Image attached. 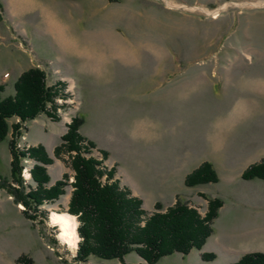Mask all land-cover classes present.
Returning <instances> with one entry per match:
<instances>
[{"label": "rangeland", "instance_id": "374dc122", "mask_svg": "<svg viewBox=\"0 0 264 264\" xmlns=\"http://www.w3.org/2000/svg\"><path fill=\"white\" fill-rule=\"evenodd\" d=\"M30 1L15 11L10 0H0V84L7 86L3 97L14 94V83L31 68L45 72L57 96L44 113L22 125L20 134L14 131L20 120H9L12 128L0 144V264H19L21 256L34 264H120L94 257L78 261L80 236L76 248L59 240L50 215L68 213L71 185L58 200L42 206L48 216L36 220L26 218L13 192L36 188V161L29 150L40 146L53 160L46 166L49 187L64 175L74 182L68 153L58 157L55 152L75 119L83 120L79 134L95 145L91 157L104 161L107 153L105 166L116 168L121 184L143 200L146 210L150 200L165 201L174 185V204L181 198L201 215L208 210L207 199L241 207L238 214L224 212L217 228L237 215L257 219L254 195L264 198V186L230 179L228 169L245 166L241 154L232 157L231 165L217 164L218 170L211 163L218 183L188 187L185 179L202 163L220 159V150L209 146L207 136L218 133L225 118L234 119L240 83L264 78V0ZM115 38L139 53L127 63L115 59L98 68L96 55L107 46L97 41ZM256 122V131L264 134V118ZM12 143L25 154L19 181L12 176ZM227 151L245 155L251 150ZM171 205L165 202L164 210ZM258 219L264 220V213ZM139 260L136 253L125 257L127 264H147Z\"/></svg>", "mask_w": 264, "mask_h": 264}, {"label": "trees", "instance_id": "16d2710c", "mask_svg": "<svg viewBox=\"0 0 264 264\" xmlns=\"http://www.w3.org/2000/svg\"><path fill=\"white\" fill-rule=\"evenodd\" d=\"M6 87L5 84H0V144L7 139L12 128L9 120H20L14 126L16 134H20L22 125L44 113L57 96L48 87L45 72L39 68L24 72L14 83V94L3 97ZM82 124V119L74 120L63 137L64 144L55 152L58 157L64 152L68 153L70 166L74 171V182L71 184L68 176L64 175L49 187L51 179L46 166L52 164L53 160L42 146L29 150V156L36 161L32 173L36 188L28 192L25 189H13L16 201L25 207L26 218L36 220L40 215L46 218L48 214L41 207L58 200L71 185L73 191L68 213L77 217L79 222L78 234L81 241L77 251L78 261L87 262L94 257L127 264L125 257L136 253L147 264H157L175 253L188 255L192 250H201L213 234V224L223 207V201L218 198L207 199L208 210L205 215H201L197 208L181 198L166 210L162 204L157 203L156 211L148 212L143 207V200L121 184L116 176V168L105 166L107 153L103 152L104 161L91 157L95 145L90 141L86 143L79 134ZM24 155L15 150L12 143V176L17 181L20 176L19 163ZM242 179L264 181V159L250 165L242 174ZM218 182V175L210 162L202 163L185 179L188 187ZM2 183L8 185L6 180ZM202 258L209 262L216 255L203 254ZM17 261L19 264H34L27 256H21ZM231 264H264V253H248Z\"/></svg>", "mask_w": 264, "mask_h": 264}, {"label": "crops", "instance_id": "0c3cea01", "mask_svg": "<svg viewBox=\"0 0 264 264\" xmlns=\"http://www.w3.org/2000/svg\"><path fill=\"white\" fill-rule=\"evenodd\" d=\"M240 86L241 88H237V90L240 92L239 96L241 97L236 101L234 119L231 118L228 121V119L225 118L226 125H222L223 127L218 133L215 131L213 136L211 134L212 137H210V135L207 136L209 146L214 150H220V159L209 161L215 166L216 170H218L216 167L217 164L228 163V165H231L232 159H234L232 157L235 155L241 154L243 158H246L244 160L245 166L240 170L228 169L231 174L230 179L233 181L241 179L242 174L250 165L259 163L264 159V141L260 142V140L264 138V134H261L263 133V130L256 131V125H258L256 120L264 118V78L244 79L243 83H240ZM227 122H230V126H227ZM259 135H263V137L260 139L258 138ZM240 148L251 151L250 153L245 152V155L240 152L232 153V151H227L239 150ZM248 154L249 156L245 157ZM254 181H258V183H260L258 185L264 186V181L259 179L251 180L248 183H253ZM170 187L172 188L168 190L169 193L166 195L167 198H165V201L163 195L160 193L163 198L154 201L150 200L147 204L149 208L147 210L154 208L157 203L163 205L167 202V204L170 203L173 205L174 201L172 200L171 192L174 185ZM240 188L243 187L241 186ZM240 188H237L239 190L236 189L237 195L238 192L241 191ZM244 190L245 189H243V191ZM135 196H137V194H135ZM254 196L255 201L259 202L257 205H253L254 210L252 209L253 214H255L254 216H257V219L241 220L237 215V220L227 221L223 223L221 227L217 228L216 222L222 217L224 212L232 211L237 212L238 214V210L241 208L237 205L230 207L231 205H227L225 202L220 210L218 218L214 222L213 234L201 250H192L188 255L175 253L162 260L169 259L171 264H231L237 262L245 254L256 252L264 253V220L258 219V214L260 212L264 213V198H259V194H255ZM229 217L231 216H228V218ZM210 253L215 254L216 258L213 261H204L202 255ZM141 260L142 259L140 258L139 261ZM138 263L140 262H137L136 264ZM159 263L160 261L157 264Z\"/></svg>", "mask_w": 264, "mask_h": 264}, {"label": "bare ground", "instance_id": "6f19581e", "mask_svg": "<svg viewBox=\"0 0 264 264\" xmlns=\"http://www.w3.org/2000/svg\"><path fill=\"white\" fill-rule=\"evenodd\" d=\"M10 3L15 11H20V10H24L25 8H27L29 4L31 3V1L30 0H10ZM111 40L110 39H106V40L99 39L98 41L96 40L97 43H99L100 45L102 44V45L107 46V47H104L105 50L103 52L98 53L96 55L98 56V58L95 59L94 64L98 68L104 66L110 61L112 62L115 59L116 60L119 59L120 61L127 63L129 62L128 60H132L131 57L134 58V55H137V53H139V51L134 52L133 50H130L129 47L123 44V42H121L119 39H117L119 43L116 41V38L114 39V42H111ZM84 54L85 53H83V55ZM137 58H139V56H137ZM50 223L51 225L57 226L59 228L58 238L63 244L69 245L72 248H76L78 246V242H79V235H78V230H77L78 220L76 217L68 213L59 214L57 212H53L50 215Z\"/></svg>", "mask_w": 264, "mask_h": 264}, {"label": "water", "instance_id": "95a60500", "mask_svg": "<svg viewBox=\"0 0 264 264\" xmlns=\"http://www.w3.org/2000/svg\"><path fill=\"white\" fill-rule=\"evenodd\" d=\"M71 215V214H70ZM77 218V217H76Z\"/></svg>", "mask_w": 264, "mask_h": 264}, {"label": "built area", "instance_id": "2783aa9c", "mask_svg": "<svg viewBox=\"0 0 264 264\" xmlns=\"http://www.w3.org/2000/svg\"><path fill=\"white\" fill-rule=\"evenodd\" d=\"M93 154V153H92Z\"/></svg>", "mask_w": 264, "mask_h": 264}]
</instances>
